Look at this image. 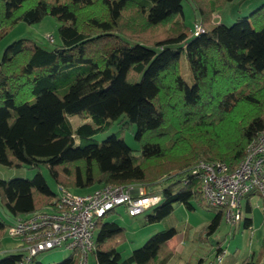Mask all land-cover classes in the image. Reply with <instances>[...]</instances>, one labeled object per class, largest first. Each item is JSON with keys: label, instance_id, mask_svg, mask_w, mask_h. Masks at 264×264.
Listing matches in <instances>:
<instances>
[{"label": "trees", "instance_id": "trees-1", "mask_svg": "<svg viewBox=\"0 0 264 264\" xmlns=\"http://www.w3.org/2000/svg\"><path fill=\"white\" fill-rule=\"evenodd\" d=\"M181 1L0 0V40L19 22L47 16L58 22L59 40L46 49L20 38L4 49L0 164L43 165L64 191L141 186L159 197L144 211L146 223L165 220L175 204L210 208L192 173L196 163L233 170L264 130V3L226 26L212 19L232 0H188L200 24L208 25L194 34L183 22ZM182 53L191 85L179 73ZM66 114L89 123L73 129ZM113 123L120 130L135 125L138 151L119 133L93 138ZM55 196L39 171L30 179H0V205L15 219L38 212ZM112 210L96 222L94 264H167L169 241L177 234L172 225L122 257L125 230L105 220ZM215 210L207 233L224 217ZM243 225L250 227L252 219ZM4 228L0 221V238ZM35 256L16 250L0 264H41ZM77 261L72 253L54 264Z\"/></svg>", "mask_w": 264, "mask_h": 264}, {"label": "rangeland", "instance_id": "rangeland-1", "mask_svg": "<svg viewBox=\"0 0 264 264\" xmlns=\"http://www.w3.org/2000/svg\"><path fill=\"white\" fill-rule=\"evenodd\" d=\"M263 3L264 0H232L219 12L215 13V17L213 15L215 19H212V22L215 23L216 21L229 26L237 18L249 15ZM181 5L183 22L192 31L195 23L200 24L198 12L188 0H182ZM57 27L58 22L51 16H47L42 21L34 24L19 22L0 40V60L5 47L20 38L31 39L46 49L53 48L59 43ZM207 27V24H202V28L206 29ZM49 35L53 37L52 42L48 39ZM179 73L188 85L192 84L184 53L180 55ZM66 117L73 129L82 123H89V120H81L75 115L66 114ZM120 129L121 126L119 124L113 123L108 130L96 134L93 138L97 141H102L113 133H119L127 146L134 151H138L139 144L134 138L135 125ZM200 162L211 164V162L207 163L204 161H198L196 164ZM38 171L43 175L52 192L58 195L57 186L50 177L47 168L43 165L38 168H8L0 164V179H30ZM138 187L143 189L141 186ZM92 190L83 192L70 191L76 194H84ZM156 193L158 194L159 192ZM247 200L244 198L242 201V219L238 224L230 225L221 217L219 226L211 233H207L206 228L216 215L217 210L195 203H193V209H188L182 204H175L173 211L165 220L154 223H146L144 221L143 217L146 212L134 217L129 216L122 205L115 207L105 217V220L115 222L125 230V239L118 246L122 257L128 256L133 250L139 248L149 236L162 230L166 225H172L177 234L169 242L173 256L167 264H186L188 262L191 264H244L245 260L253 261L254 264H264V214L262 202L259 197L251 196L249 198L251 212H246L245 205ZM44 207L46 205L41 209ZM245 218L252 219L250 227H244ZM0 221L5 226L4 234L0 238V259H2L7 254L24 247L19 239L11 238L7 234L6 228L15 223V218L1 205ZM217 247H219V250L216 249ZM70 254H72V250L65 247H56L39 252L36 254L35 260L41 264H54ZM94 263V256L90 253L87 264Z\"/></svg>", "mask_w": 264, "mask_h": 264}, {"label": "built area", "instance_id": "built-area-1", "mask_svg": "<svg viewBox=\"0 0 264 264\" xmlns=\"http://www.w3.org/2000/svg\"><path fill=\"white\" fill-rule=\"evenodd\" d=\"M202 31L201 24L193 25L194 34ZM48 39L52 42V35ZM192 173L199 178L204 204L221 210L228 224L241 221L242 201L249 194L259 197L264 214V130L250 142L233 170L221 163L200 162ZM58 191L52 203L29 216L17 217L15 223L6 228L11 238L22 242L24 248L20 250L28 258L42 251L65 247L77 256V264H87L99 218L120 205L134 217L159 200L158 196L147 195L138 186L103 185L84 194Z\"/></svg>", "mask_w": 264, "mask_h": 264}, {"label": "crops", "instance_id": "crops-1", "mask_svg": "<svg viewBox=\"0 0 264 264\" xmlns=\"http://www.w3.org/2000/svg\"><path fill=\"white\" fill-rule=\"evenodd\" d=\"M214 17H215V15H214ZM214 17H213V19H215ZM215 23H217V22L215 21ZM249 201H250V200H249ZM249 203H250V202H249ZM263 226H264V218H263ZM169 242H170V241H169Z\"/></svg>", "mask_w": 264, "mask_h": 264}]
</instances>
